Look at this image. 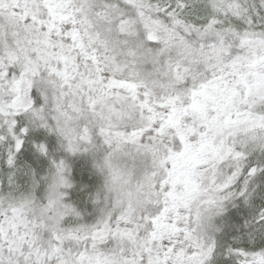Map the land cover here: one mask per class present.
Masks as SVG:
<instances>
[{
  "label": "snow or ice",
  "instance_id": "obj_1",
  "mask_svg": "<svg viewBox=\"0 0 264 264\" xmlns=\"http://www.w3.org/2000/svg\"><path fill=\"white\" fill-rule=\"evenodd\" d=\"M0 264H264V0H0Z\"/></svg>",
  "mask_w": 264,
  "mask_h": 264
}]
</instances>
